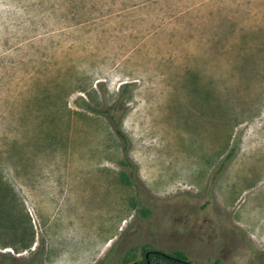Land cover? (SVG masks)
Wrapping results in <instances>:
<instances>
[{
	"label": "rangeland",
	"instance_id": "374dc122",
	"mask_svg": "<svg viewBox=\"0 0 264 264\" xmlns=\"http://www.w3.org/2000/svg\"><path fill=\"white\" fill-rule=\"evenodd\" d=\"M0 178L12 264H264V0H0Z\"/></svg>",
	"mask_w": 264,
	"mask_h": 264
},
{
	"label": "trees",
	"instance_id": "16d2710c",
	"mask_svg": "<svg viewBox=\"0 0 264 264\" xmlns=\"http://www.w3.org/2000/svg\"><path fill=\"white\" fill-rule=\"evenodd\" d=\"M124 96V92L121 93V96L119 100L113 104L110 107L105 108L104 110H101L104 114H106L107 117L111 119V121L115 124V130L116 133L119 135V137L124 141L125 143V149L128 147V138L126 135L122 132V130L119 128L117 124V118L119 115H121L124 111V108L122 106V98ZM230 154L227 155L226 159H228ZM126 163L129 166H132L133 168L135 165L133 162L126 158ZM222 164L220 165V167ZM2 179L0 178V184H2ZM141 211L145 214H149L148 208H142ZM31 245H25L24 247H30ZM137 248L132 247L130 248L126 256L124 257L125 263H132V264H150L153 260H160L168 264H197L193 260H191L187 254L184 251L181 250H159V249H148L147 246L142 247V251L144 253V257L142 259H136ZM42 250H39L36 255L32 258L30 261V264H41L42 260ZM14 261H17V259L9 252H0V264H12Z\"/></svg>",
	"mask_w": 264,
	"mask_h": 264
}]
</instances>
